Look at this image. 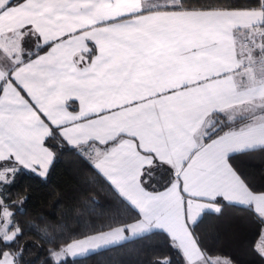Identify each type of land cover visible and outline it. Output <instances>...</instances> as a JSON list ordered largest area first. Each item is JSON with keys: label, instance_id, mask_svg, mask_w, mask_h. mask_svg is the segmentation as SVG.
<instances>
[{"label": "snow or ice", "instance_id": "snow-or-ice-1", "mask_svg": "<svg viewBox=\"0 0 264 264\" xmlns=\"http://www.w3.org/2000/svg\"><path fill=\"white\" fill-rule=\"evenodd\" d=\"M65 155L112 193L83 238L25 224L9 195ZM225 209L257 222L264 264V0H0V264H27L26 228L41 264L153 236L170 254L150 264H236L201 231Z\"/></svg>", "mask_w": 264, "mask_h": 264}, {"label": "trees", "instance_id": "trees-1", "mask_svg": "<svg viewBox=\"0 0 264 264\" xmlns=\"http://www.w3.org/2000/svg\"><path fill=\"white\" fill-rule=\"evenodd\" d=\"M242 2V0H241ZM247 163L252 171L259 169L258 157H249ZM10 198L24 213L17 218L27 224L31 221L42 227L48 226L55 235L90 234L95 225L107 221L113 204L112 193L104 182L82 161L65 155L54 161L46 178L24 170L11 189ZM27 196L25 204L19 199ZM98 201V204H94ZM93 209L95 211H93ZM256 221L235 209H225L223 215H206L201 231L205 243L214 252L231 257L236 264H259L252 245L256 238ZM25 247L27 264H41L50 245L42 240L35 230L26 228L21 239ZM170 254L166 241L161 236L148 240L132 239L120 246L112 247L99 254L77 258L75 264H150L155 256ZM73 264L72 258H68Z\"/></svg>", "mask_w": 264, "mask_h": 264}, {"label": "crops", "instance_id": "crops-1", "mask_svg": "<svg viewBox=\"0 0 264 264\" xmlns=\"http://www.w3.org/2000/svg\"><path fill=\"white\" fill-rule=\"evenodd\" d=\"M83 238V237H82Z\"/></svg>", "mask_w": 264, "mask_h": 264}]
</instances>
